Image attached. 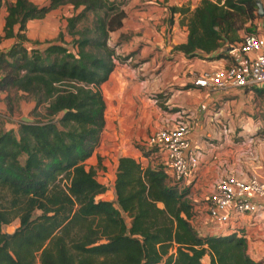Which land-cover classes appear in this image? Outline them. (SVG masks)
Listing matches in <instances>:
<instances>
[{
  "label": "trees",
  "instance_id": "trees-1",
  "mask_svg": "<svg viewBox=\"0 0 264 264\" xmlns=\"http://www.w3.org/2000/svg\"><path fill=\"white\" fill-rule=\"evenodd\" d=\"M4 3L0 0V9ZM68 3L74 7L67 18L71 47L60 32L42 50L27 48L28 22ZM124 3L7 4L0 41L15 42L0 52V91L32 94L37 119L0 131V264H203L207 255L210 264H264L248 254L244 235L200 233L192 222L189 189L172 181L164 165L144 166L122 156L115 199L97 198L107 186L86 161L106 124L101 86L116 67V51L108 42L123 25ZM257 6V0H202L194 9L170 7L183 16L189 32L173 52L232 60L222 48L242 40L239 31L257 17ZM89 15L92 24L80 28ZM16 219V230L4 232Z\"/></svg>",
  "mask_w": 264,
  "mask_h": 264
},
{
  "label": "crops",
  "instance_id": "crops-1",
  "mask_svg": "<svg viewBox=\"0 0 264 264\" xmlns=\"http://www.w3.org/2000/svg\"><path fill=\"white\" fill-rule=\"evenodd\" d=\"M32 1L38 5L50 3V0ZM174 5L177 6V0H125L123 25L110 35L114 44L119 46L117 53L127 52L130 56L128 62L115 67L101 86L107 104L106 124L99 145L86 161V167L94 168L98 180L107 186L106 192L98 199H106L108 193L111 194L109 200L115 199L114 183L120 157H134L144 166L166 165L164 154L151 147L148 138L157 129L174 126L176 113L178 115L180 111L193 122L191 139L204 152L194 173V186H203L206 187L203 191H210L214 182L227 173L244 178L255 175L264 181V137L258 139L256 147L252 148L254 162L251 157L241 156L243 147L232 139L235 131L241 135L264 128L261 115L264 113V87L211 91L196 86L194 80L198 74L243 62L245 55L238 50L230 52L228 47L231 45L227 44L222 51L228 53L232 60L196 58L188 61L180 52L171 57L173 47L185 43L189 33L187 25L181 22L183 16L168 8ZM73 11L72 4H63L42 19L30 20L28 39L42 45L41 41L46 36L53 39L60 32L66 34L65 22ZM7 14L4 3L0 9L1 36L5 34ZM258 33L264 37V24ZM9 39L15 42V38ZM64 39L68 43V38L64 36ZM187 82L192 83L186 89ZM177 85L182 88L177 90ZM165 89L169 93H165L167 97L162 108L152 96ZM197 212L195 206L192 222L194 225L201 222L200 227L195 225L198 230L211 235L229 233L224 226L209 218L207 209L204 219L199 218ZM240 226L238 235L246 237L248 254L254 260L264 261V221L260 217L254 219L246 215Z\"/></svg>",
  "mask_w": 264,
  "mask_h": 264
},
{
  "label": "built area",
  "instance_id": "built-area-1",
  "mask_svg": "<svg viewBox=\"0 0 264 264\" xmlns=\"http://www.w3.org/2000/svg\"><path fill=\"white\" fill-rule=\"evenodd\" d=\"M230 45L228 50H238L245 60L223 69L205 70L195 77L194 84L211 91L264 87V37L247 33L240 42ZM174 122L170 128L154 131L148 144L164 154L166 171L172 180L183 182L194 175L204 152L191 139L194 125L190 118L180 111ZM225 133L229 131L225 129ZM205 205L212 221L227 225L229 233H238L246 215L264 221V181L255 175L244 178L227 173L214 182Z\"/></svg>",
  "mask_w": 264,
  "mask_h": 264
},
{
  "label": "rangeland",
  "instance_id": "rangeland-1",
  "mask_svg": "<svg viewBox=\"0 0 264 264\" xmlns=\"http://www.w3.org/2000/svg\"><path fill=\"white\" fill-rule=\"evenodd\" d=\"M11 1L12 0H5V5H7L8 2H11ZM201 1L202 0H177V7H180L183 5H190L191 7H195L196 5L200 4ZM257 1L263 7V15L260 14V8L258 5L257 10H256L257 17L254 20L247 21L243 25V27L239 31V33H242V35L247 34V33H258L259 28H262V26L264 24V0H257ZM170 7L168 6V8H170ZM62 13H63V10H62ZM73 13H74V11H73ZM73 13H71V15H73ZM92 19H93V16L89 15L88 19L86 21L82 22L79 25V27L82 28V27L87 26V25L90 26L92 24L91 23ZM65 23H66V28H65L66 34L64 33V36L68 38V43L71 47L70 42L72 41L73 37L67 31L68 21L66 20ZM59 24H61V23H59ZM38 27H40V26H38ZM46 37L47 38H45L44 40L41 41V43L43 42L42 45L40 43L37 44L31 38H30L31 40H28L25 43V45L29 49H41L42 50L47 46V45H45L46 43L52 42V41L57 39V38L51 39L49 36H46ZM3 40L4 41H2V40L0 41V43H2L1 44L2 45V51H8L10 49V47L12 46V43L14 41L12 39L11 40L10 39H3ZM108 43L111 47L115 48L116 55H117L116 56L117 58L115 59L116 60L115 61L116 67L122 66L123 64L128 62V58L130 55H128L127 52H123V53L118 54L117 48L119 46L114 44V41L112 39H109ZM176 54L177 53L173 52V50H172L171 57L173 55H176ZM184 56L186 57V59L188 61L191 59H196V57L192 58V57H188L186 55H184ZM200 59H205V58H200ZM191 83L192 82H187V85L185 86L186 89L190 88ZM172 88L176 89V86H172ZM181 88H182L181 85H177V90H179ZM166 92L169 93L168 89H165L162 92H158L156 94H153V96H152L154 99L158 100L157 104H158V106H160L162 108L165 106L164 105V102H165L164 98L167 97V96H165ZM35 105H36V99L34 98V96L32 94L25 93L23 91L15 89V88L9 89L8 91H0V131L11 130V129L15 130V129H17V126L19 125L20 122L37 119L35 117L36 115H34V113H33V111L35 110L34 109ZM40 110L43 111V113H45V109L43 107L40 108ZM261 115L264 118V113H262ZM238 131H240V129ZM263 137H264V128H262L261 130H258L256 133L252 132V130H249L246 133H243L241 135H238V132L235 131L232 135L233 141L236 144L240 143L241 146L243 147V150L241 152L242 153L241 156L247 157V158L251 157V160L253 162H254V159H252V157L255 155V153H254L252 148H255L257 143H258V139L262 140ZM191 178L189 180H185V181L181 182L180 186H181V188L189 189V192H188L189 193V199L196 206V209L199 212V218L204 219L205 216L207 217V214H206L207 212H206V207H205V197L209 191H207V190L203 191V189H205L206 187L203 188V186H194L193 179L195 182L196 176H194L192 179ZM109 197H111V194L108 193V195L106 196V199H108ZM198 212H197V214H198ZM127 221L129 222L130 220L127 218ZM203 224H205V223H203ZM19 225H20L19 220L16 219L12 223H10L8 225H4L3 231L11 234L16 230V228ZM195 225L200 227L201 222H199L198 224L195 223ZM218 225H220V224H218ZM221 226H224L226 228V230H229L227 225H221ZM199 231L202 234H207V231H205V230H199ZM203 264H210V257L209 256H206L203 259Z\"/></svg>",
  "mask_w": 264,
  "mask_h": 264
},
{
  "label": "water",
  "instance_id": "water-1",
  "mask_svg": "<svg viewBox=\"0 0 264 264\" xmlns=\"http://www.w3.org/2000/svg\"><path fill=\"white\" fill-rule=\"evenodd\" d=\"M258 5H259V8H260V14L263 15V7H262V5L259 4V3H258ZM230 49H231V48H230ZM9 236H10V235H9Z\"/></svg>",
  "mask_w": 264,
  "mask_h": 264
}]
</instances>
